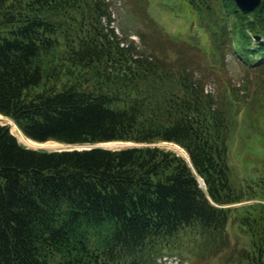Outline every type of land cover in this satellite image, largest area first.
<instances>
[{
	"label": "trees",
	"instance_id": "obj_1",
	"mask_svg": "<svg viewBox=\"0 0 264 264\" xmlns=\"http://www.w3.org/2000/svg\"><path fill=\"white\" fill-rule=\"evenodd\" d=\"M187 2L209 39L201 58L130 62L131 45L104 32L108 0H0V114L25 136L171 141L192 164L153 145L28 148L0 124V264H158L165 252L228 247L234 209L221 205L244 196L226 160L240 116L205 92L204 72L224 52L264 72V0L250 13L233 0ZM117 59L126 70L108 81L101 69ZM60 72L73 76L57 83ZM254 208L238 219L250 245L240 264H264V204Z\"/></svg>",
	"mask_w": 264,
	"mask_h": 264
},
{
	"label": "rangeland",
	"instance_id": "obj_2",
	"mask_svg": "<svg viewBox=\"0 0 264 264\" xmlns=\"http://www.w3.org/2000/svg\"><path fill=\"white\" fill-rule=\"evenodd\" d=\"M110 2L112 28L110 26L104 28V32L111 40H119L131 45V54L127 53L130 62L132 58L138 57L152 59V52L154 59L159 62L163 60L173 62L180 57H193V55L201 58L202 49L206 47L205 49L208 50V36L196 21L195 13L190 10L187 0H110ZM195 43L199 46L200 52L185 48L196 46ZM224 53L220 65L212 68L209 65L205 66L208 75L204 72L206 78L204 88L222 100V106L224 102L230 105L231 110L234 109L238 114L236 120L240 116L228 139L227 161L229 181L234 188L241 190L244 196L240 197L238 203L229 204L234 210L227 227L230 237L228 247L217 255L207 254L206 258L200 257V246H194L190 253L186 251L179 254L190 264H240V253L245 249L241 246L247 244L249 248L250 245L245 239L247 233L240 230L238 219L255 213V204L260 203L259 200L264 198V72L260 73L252 68L246 69L232 53ZM122 60H110L107 68L101 69V75L109 81L114 79L116 72L123 73L126 69L120 65ZM72 76L71 73L60 72V81L57 83L66 81ZM37 89L40 90L41 87ZM112 106L116 107L115 104ZM8 119L0 120V123H9L11 127ZM18 130L17 126L12 130L18 141L33 149L61 150L89 147L62 142L31 146L19 135ZM102 145L105 148L117 149L145 145V143L113 141ZM146 145H156L181 156L185 153L182 148L171 142L155 141ZM240 235L244 238L238 239ZM173 253L178 255L177 252Z\"/></svg>",
	"mask_w": 264,
	"mask_h": 264
},
{
	"label": "water",
	"instance_id": "obj_3",
	"mask_svg": "<svg viewBox=\"0 0 264 264\" xmlns=\"http://www.w3.org/2000/svg\"><path fill=\"white\" fill-rule=\"evenodd\" d=\"M260 1L261 0H234L238 8L244 12L252 11L260 3ZM92 146H99V145L94 144ZM92 146H89V147H92Z\"/></svg>",
	"mask_w": 264,
	"mask_h": 264
},
{
	"label": "bare ground",
	"instance_id": "obj_4",
	"mask_svg": "<svg viewBox=\"0 0 264 264\" xmlns=\"http://www.w3.org/2000/svg\"><path fill=\"white\" fill-rule=\"evenodd\" d=\"M1 118H3V119H8V118H4V117H2V116H0ZM9 121H10V123H11V131L16 127V125L12 122V120H10V119H8ZM18 129V128H17ZM18 132H19V135L21 136V137H23V139H25V141L27 142V143H29V144H31V146H33V145H35V144H40V145H44V144H47V142L48 143H52V144H58V142H55V141H46V142H36V141H34V140H32V139H29V138H27V137H25L19 130H18ZM19 137V136H18ZM22 140V139H21ZM110 143V142H109ZM185 157H187V155L184 153L183 154Z\"/></svg>",
	"mask_w": 264,
	"mask_h": 264
}]
</instances>
